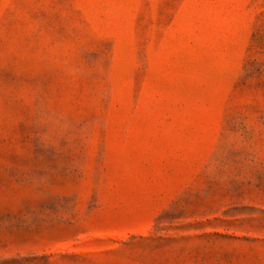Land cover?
Here are the masks:
<instances>
[{
    "label": "rangeland",
    "instance_id": "rangeland-1",
    "mask_svg": "<svg viewBox=\"0 0 264 264\" xmlns=\"http://www.w3.org/2000/svg\"><path fill=\"white\" fill-rule=\"evenodd\" d=\"M0 264H264V0H0Z\"/></svg>",
    "mask_w": 264,
    "mask_h": 264
}]
</instances>
